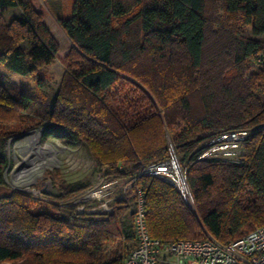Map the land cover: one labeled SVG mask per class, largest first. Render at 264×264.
I'll use <instances>...</instances> for the list:
<instances>
[{
	"label": "trees",
	"instance_id": "16d2710c",
	"mask_svg": "<svg viewBox=\"0 0 264 264\" xmlns=\"http://www.w3.org/2000/svg\"><path fill=\"white\" fill-rule=\"evenodd\" d=\"M39 4L0 0V15L18 9L0 19V67L37 80L58 51ZM58 23L72 57L42 120L15 129L18 112L42 96L14 95L0 80V187L4 142L37 127L44 139L82 142L96 175L132 185L110 212L78 211L69 201L91 184L57 172H48L58 190L49 199L0 192V263L123 264L136 189L150 236L163 242L208 234L225 243L264 224V65L254 63L264 51V0H74ZM232 129L253 130L237 162L200 158ZM168 140L196 214L174 186L143 173L170 156Z\"/></svg>",
	"mask_w": 264,
	"mask_h": 264
},
{
	"label": "built area",
	"instance_id": "2783aa9c",
	"mask_svg": "<svg viewBox=\"0 0 264 264\" xmlns=\"http://www.w3.org/2000/svg\"><path fill=\"white\" fill-rule=\"evenodd\" d=\"M254 63L264 65V51L255 57ZM252 133L249 129L224 131L206 144L200 158L237 162L243 141ZM143 173L168 182L182 197H190L184 171L174 152L170 151L167 159L146 166ZM131 185L130 180H107L97 175L95 181L69 203L76 205L80 212H110L114 202L126 195ZM131 196L134 197V244L123 264H264V224L225 243L211 236L163 242L148 232L143 192L136 189Z\"/></svg>",
	"mask_w": 264,
	"mask_h": 264
},
{
	"label": "rangeland",
	"instance_id": "374dc122",
	"mask_svg": "<svg viewBox=\"0 0 264 264\" xmlns=\"http://www.w3.org/2000/svg\"><path fill=\"white\" fill-rule=\"evenodd\" d=\"M73 4L74 0H40L38 8L42 13L45 25L58 43V51L54 61L51 64L42 67L38 71V80L30 75L23 76L17 73H11L0 67V80L3 81L4 85L12 94L15 95L18 91H26L32 93L33 95L42 96L41 100L30 101L24 110L18 112V119L11 123L15 129H25L27 126L42 120L43 110L49 109V104L59 89L65 65L72 57V43L59 25L58 19L70 14ZM17 12V8H8L2 12L0 19L2 22H6ZM219 14L224 16L223 11H219ZM262 40H264V38H262ZM255 67L257 68L256 65ZM127 90L128 88L124 87L123 92H126ZM35 131H39L40 133V145L45 146L50 151L47 152V154H50L52 151V154H50L52 157L47 158L43 164L32 172V181L27 182L23 181L19 172L22 170L24 165L28 164V162L20 164L14 163L13 142L18 139H22L23 136ZM168 145L170 147V151L173 152L169 140ZM3 152L8 158V166L3 174V186L0 187V192L8 189H15L32 193V195L37 198L47 199L48 197L49 199V197L51 198L52 196H57L58 190L52 185L51 180L48 177V172H57L59 177L71 184H91L95 181L97 176L93 159L82 142L69 140L68 138H64L63 140H59L54 137L44 139L42 138L41 127L30 128L19 136L7 139L3 144ZM178 163L182 169H184V162ZM182 198L190 210L196 214L191 195L190 197ZM123 220L126 231L130 233L132 225L131 218L126 215ZM206 236L209 235L206 234ZM125 242L129 247V251L133 246L134 240L129 236ZM120 245H123V242H121ZM110 250L111 247H108L107 251ZM127 252L124 254L126 255ZM0 264L9 263L2 262Z\"/></svg>",
	"mask_w": 264,
	"mask_h": 264
},
{
	"label": "bare ground",
	"instance_id": "6f19581e",
	"mask_svg": "<svg viewBox=\"0 0 264 264\" xmlns=\"http://www.w3.org/2000/svg\"><path fill=\"white\" fill-rule=\"evenodd\" d=\"M39 137V131H35L13 142L14 163L20 164L28 162L19 172L23 181L31 182L32 172L43 164L47 158L52 157V155H50L52 151L50 154H47V152L50 151L45 146L40 145Z\"/></svg>",
	"mask_w": 264,
	"mask_h": 264
},
{
	"label": "crops",
	"instance_id": "0c3cea01",
	"mask_svg": "<svg viewBox=\"0 0 264 264\" xmlns=\"http://www.w3.org/2000/svg\"><path fill=\"white\" fill-rule=\"evenodd\" d=\"M261 37L264 38V35H262Z\"/></svg>",
	"mask_w": 264,
	"mask_h": 264
}]
</instances>
